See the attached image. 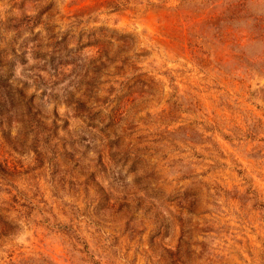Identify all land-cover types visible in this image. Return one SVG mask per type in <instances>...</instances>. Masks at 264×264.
<instances>
[{
  "label": "rangeland",
  "instance_id": "374dc122",
  "mask_svg": "<svg viewBox=\"0 0 264 264\" xmlns=\"http://www.w3.org/2000/svg\"><path fill=\"white\" fill-rule=\"evenodd\" d=\"M0 264H264V0H0Z\"/></svg>",
  "mask_w": 264,
  "mask_h": 264
},
{
  "label": "trees",
  "instance_id": "16d2710c",
  "mask_svg": "<svg viewBox=\"0 0 264 264\" xmlns=\"http://www.w3.org/2000/svg\"><path fill=\"white\" fill-rule=\"evenodd\" d=\"M62 37L64 38V36L62 35ZM62 37L60 36V37H58V35L55 33V34H53V36H49L48 37V39H50V41H59L60 39H62ZM42 41H40V44L38 45V47L40 46V48H37V50H36V54H38V53H42L43 54V51H44V49L43 48H41V43L43 42V38L41 39ZM64 41H59V47H58V50H56L55 52L57 53V54H59V56L60 57H63L65 54V52L67 53H70V49H68V45L67 44H64L63 43ZM64 44V45H63ZM62 45H63V48H62ZM77 51L79 50V49H76ZM51 56V55H50ZM67 56H68V54H67ZM97 59H95V61H96ZM95 61H91L89 64H93ZM69 62H71V63H73L74 62V59L72 60H70ZM65 63H68V61H65ZM96 68H98V66H95ZM86 71H89V68H87L86 69Z\"/></svg>",
  "mask_w": 264,
  "mask_h": 264
}]
</instances>
